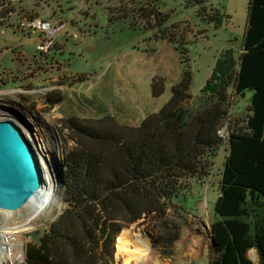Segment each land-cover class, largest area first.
I'll list each match as a JSON object with an SVG mask.
<instances>
[{"label":"trees","instance_id":"trees-1","mask_svg":"<svg viewBox=\"0 0 264 264\" xmlns=\"http://www.w3.org/2000/svg\"><path fill=\"white\" fill-rule=\"evenodd\" d=\"M207 1L183 3L219 28L222 14ZM176 48L181 79L138 125L119 122L100 103L98 117L65 120L74 145L64 160L63 208L27 245V262L114 264L122 229L152 212H189L194 188L210 179L226 150L212 222L217 253L209 264H253L252 258L264 264V0H249L242 49L221 50L197 95L189 51ZM151 86L153 97L164 92L156 80ZM247 91V113L232 125L231 93ZM226 125L224 138L219 131Z\"/></svg>","mask_w":264,"mask_h":264},{"label":"rangeland","instance_id":"rangeland-1","mask_svg":"<svg viewBox=\"0 0 264 264\" xmlns=\"http://www.w3.org/2000/svg\"><path fill=\"white\" fill-rule=\"evenodd\" d=\"M42 1L45 7L35 0H23L12 6L42 16L49 13L54 20L67 22L58 38L62 45L59 43L58 50L53 51L57 60L44 64L34 61V55L40 57L35 50V37L23 38L12 28L0 26L6 32L0 35V93L33 90L0 95V98L13 106L21 104L29 108L39 130L36 137L46 145L51 141L59 148L62 158L57 160L59 165L53 160V165L63 173L64 160L74 145L65 127L68 117H98L100 103L119 122L138 125L167 102L171 87L181 79L177 46L189 51L193 72L191 92L197 95L211 75L221 50L231 47L238 53L242 49L249 3V0H208L206 5L218 8L222 14L221 25L215 28L199 18L197 8H187L183 0ZM21 42L25 43L19 47L26 52L25 60H20L12 49ZM32 57L33 78L18 76L32 67L29 66ZM40 64L42 68L38 67ZM2 72L7 76L1 78ZM153 80L165 87L159 97L152 95ZM251 95V91L242 96L231 93L229 122L232 125L245 117ZM52 130L56 139L51 137ZM49 151L52 157L54 151L48 147ZM226 155L227 151L222 150L210 179L202 187L194 188L189 212H184L182 217L174 215L171 209L165 216L152 212L123 228L116 237L114 264H122L117 241L139 227L155 239V251L144 253L143 264H209L216 256V247L211 241L203 250L198 251L197 247L210 238ZM62 191L61 199L56 191L58 202L40 216L32 230L24 233L25 247L33 244L37 235L62 211ZM170 234L175 238L170 240ZM251 260L258 264V259Z\"/></svg>","mask_w":264,"mask_h":264},{"label":"water","instance_id":"water-1","mask_svg":"<svg viewBox=\"0 0 264 264\" xmlns=\"http://www.w3.org/2000/svg\"><path fill=\"white\" fill-rule=\"evenodd\" d=\"M29 118H32V121ZM29 121L34 127L36 126L28 107L21 104L13 106L8 101L0 100V210L2 211L20 209L44 187L43 176L37 163L39 152L35 145L34 134L25 123ZM45 154L47 157L38 155L54 187H58L61 199L64 173L57 166H51L49 162L51 153L45 152ZM57 163L59 165V161ZM57 171L58 175H56ZM139 221L140 219L136 222ZM211 243L215 247L212 228Z\"/></svg>","mask_w":264,"mask_h":264},{"label":"built area","instance_id":"built-area-1","mask_svg":"<svg viewBox=\"0 0 264 264\" xmlns=\"http://www.w3.org/2000/svg\"><path fill=\"white\" fill-rule=\"evenodd\" d=\"M23 0H0V26H8L12 28L14 32L21 33L24 37L32 38L35 37L36 41V52L40 55V57L36 58L37 55H34L35 60L37 62H41V64L49 63L52 60H57V56L54 55L53 51L58 50L57 46L60 43L58 41L59 36H61L62 31L65 29L67 22L63 20H54L53 17L46 13L44 16L39 15V13L33 11H25L23 9H15L12 4L21 2ZM37 4L44 6L42 0H35ZM5 29L0 28V35H4ZM76 36V35H75ZM61 44V43H60ZM62 45V44H61ZM21 45L17 48H12L17 52L18 58L20 60H25L26 52L19 49ZM38 66L42 68V66ZM28 72L26 74L18 75L20 77L30 76L33 78V57L32 62L29 63ZM37 67V68H38ZM3 76H7L6 72H2L1 78ZM17 90V89H15ZM31 93L33 90H25L19 89L17 93ZM219 134L222 137L228 136V126H224L220 129ZM35 145L38 149L37 157L40 159L41 157H47L45 152L47 151L46 143L42 141V139L37 138L34 135ZM44 148V151L41 152V148ZM4 219L0 217V231L4 227ZM10 238L13 242L8 241ZM25 239V236H24ZM25 244V242H24ZM24 244H20L18 239L16 238V234H6L0 232V264H30L26 259V247Z\"/></svg>","mask_w":264,"mask_h":264},{"label":"bare ground","instance_id":"bare-ground-1","mask_svg":"<svg viewBox=\"0 0 264 264\" xmlns=\"http://www.w3.org/2000/svg\"><path fill=\"white\" fill-rule=\"evenodd\" d=\"M17 92L18 90L13 89L1 92L0 95L13 94ZM1 99L2 98H0V100ZM30 120L32 121V118ZM25 123L28 129H30V131H33V134L35 136H38L39 130L37 129V127H34L30 121ZM51 137H54V139L57 138V136L54 134V130H52L51 132ZM48 147L49 149H52V151H54V154H52L53 158H49V162L52 166L54 163L53 160H61L62 156L56 144H52L50 141L46 145L47 150ZM43 151L44 148L42 147L41 152ZM49 152L51 153V151ZM37 163L43 176L42 180L44 183V187L40 189V191H38L33 197H31L30 200L20 209L16 211L0 210V217H3L5 224L0 232L6 234L15 233L19 245L22 243L24 244L25 242L24 233L32 230L34 225H36L42 218L40 216L45 214L48 210L51 209L53 205L58 202L56 195V191H58L59 193L58 187H54L55 185L53 184L52 179L45 170V165L38 157ZM56 175H58V171ZM8 241L13 242L14 239L12 240V238H10ZM154 244L155 239L153 238L152 234L143 227L133 229L132 232L123 235L120 240L117 241L118 253L122 257V264H143L146 261L144 259V253L149 251L154 252Z\"/></svg>","mask_w":264,"mask_h":264},{"label":"crops","instance_id":"crops-1","mask_svg":"<svg viewBox=\"0 0 264 264\" xmlns=\"http://www.w3.org/2000/svg\"><path fill=\"white\" fill-rule=\"evenodd\" d=\"M17 33V32H16ZM23 36V35H22ZM23 38H27V37H24L23 36ZM33 38V37H32ZM27 39H31V38H27ZM24 42H21L20 44H18V45H21V47H23L24 46ZM210 242V238H209V236H208V238L206 239V241L204 242V244L202 243V245L201 246H199V247H197L198 248V251H200V250H203L204 249V247H206L207 246V244ZM192 251H196L195 249H191Z\"/></svg>","mask_w":264,"mask_h":264}]
</instances>
